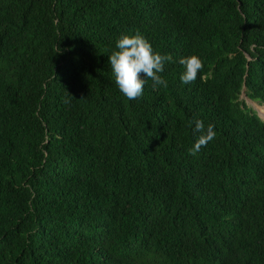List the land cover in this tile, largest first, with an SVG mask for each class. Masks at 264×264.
<instances>
[{
	"label": "trees",
	"instance_id": "obj_1",
	"mask_svg": "<svg viewBox=\"0 0 264 264\" xmlns=\"http://www.w3.org/2000/svg\"><path fill=\"white\" fill-rule=\"evenodd\" d=\"M136 32L173 59L128 100L109 56ZM245 86L264 104V0H0V264H264Z\"/></svg>",
	"mask_w": 264,
	"mask_h": 264
},
{
	"label": "clouds",
	"instance_id": "obj_2",
	"mask_svg": "<svg viewBox=\"0 0 264 264\" xmlns=\"http://www.w3.org/2000/svg\"><path fill=\"white\" fill-rule=\"evenodd\" d=\"M116 50L109 56V65L119 92L128 100H136L143 96L147 81L151 79L153 87L167 86V81L161 73L165 71V63L171 62V55H162L156 51L152 43L141 33L122 35L116 42ZM179 63L184 71L180 76L183 84L188 85L197 79L204 67L202 58L198 55L182 57ZM262 118V117H261ZM193 131L199 133L193 152H198L215 137L214 127L196 119Z\"/></svg>",
	"mask_w": 264,
	"mask_h": 264
},
{
	"label": "rangeland",
	"instance_id": "obj_3",
	"mask_svg": "<svg viewBox=\"0 0 264 264\" xmlns=\"http://www.w3.org/2000/svg\"><path fill=\"white\" fill-rule=\"evenodd\" d=\"M241 100L246 102V104L248 105L249 108H251L252 110L257 112L262 117V119H264V104H260L258 102H255V101L251 100L250 98H248L244 94L241 96Z\"/></svg>",
	"mask_w": 264,
	"mask_h": 264
},
{
	"label": "water",
	"instance_id": "obj_4",
	"mask_svg": "<svg viewBox=\"0 0 264 264\" xmlns=\"http://www.w3.org/2000/svg\"><path fill=\"white\" fill-rule=\"evenodd\" d=\"M244 95H246L247 96V94H246V86H245V88H244V93H243ZM242 94V95H243ZM261 117V116H260Z\"/></svg>",
	"mask_w": 264,
	"mask_h": 264
}]
</instances>
